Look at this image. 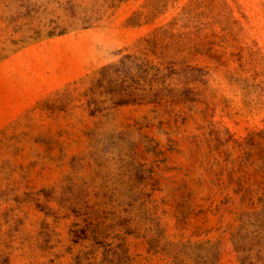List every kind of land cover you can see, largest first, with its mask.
I'll return each instance as SVG.
<instances>
[{
    "label": "rangeland",
    "instance_id": "374dc122",
    "mask_svg": "<svg viewBox=\"0 0 264 264\" xmlns=\"http://www.w3.org/2000/svg\"><path fill=\"white\" fill-rule=\"evenodd\" d=\"M0 264H264V0H0Z\"/></svg>",
    "mask_w": 264,
    "mask_h": 264
}]
</instances>
